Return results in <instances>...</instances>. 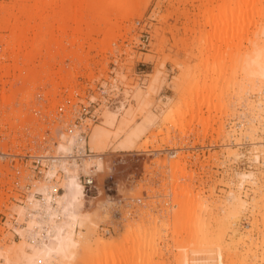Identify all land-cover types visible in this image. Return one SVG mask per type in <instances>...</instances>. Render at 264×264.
Returning <instances> with one entry per match:
<instances>
[{
  "label": "rangeland",
  "instance_id": "374dc122",
  "mask_svg": "<svg viewBox=\"0 0 264 264\" xmlns=\"http://www.w3.org/2000/svg\"><path fill=\"white\" fill-rule=\"evenodd\" d=\"M36 1L0 0V249L21 241L13 231L21 225L16 223V207L25 205L36 182L46 178L31 176L25 157L57 154L63 136L80 133L79 127L88 128V141L106 109L116 110L118 121L111 129L112 145H101L103 171L97 170L94 188L86 192L93 214L85 233L108 240L110 246L106 251L79 248L77 264H179L183 247H213V234L221 228L201 217L213 222L222 214L230 190L240 191L236 175L243 171L256 174L258 190L249 182L240 187L249 205L240 212L236 228L250 231L260 242L264 145L251 142L264 143V104L262 112L250 113L245 100L264 102V91L245 93L241 78L264 39L261 32L251 31L258 17L231 22L238 11L254 16L258 7L264 10V0H54L47 4L44 14L50 18L41 32L34 27L37 19L28 23L21 15L25 6L34 11ZM216 18L227 19L229 25L220 28L213 22ZM16 23L33 30L29 39L42 38L31 62L24 58L25 44L14 47L19 62L10 60L11 49L2 50ZM109 29L113 33L105 32ZM26 70L33 76L21 86L20 92L27 93L23 99L16 87ZM7 95L17 97L13 105H2ZM18 110L25 124L10 128L9 118L17 119L12 113ZM94 110L99 119L90 122ZM120 143L127 148H118ZM84 147L90 150L88 144ZM174 162L178 170L172 169ZM253 197L259 200L254 208ZM206 225L215 233L206 236ZM230 236L224 228V244L231 242ZM248 244L233 249L223 264H263L251 259L261 256L260 247L249 256Z\"/></svg>",
  "mask_w": 264,
  "mask_h": 264
},
{
  "label": "bare ground",
  "instance_id": "6f19581e",
  "mask_svg": "<svg viewBox=\"0 0 264 264\" xmlns=\"http://www.w3.org/2000/svg\"><path fill=\"white\" fill-rule=\"evenodd\" d=\"M51 1L52 3L54 2V0H45V1L41 0V3H39L40 0H38L39 5L36 1V7H35L36 9L32 12L31 10H29L30 9L29 7L27 8V6H25L22 10L21 15L29 18L28 23L32 21L35 22V20L37 19L39 21V24H36L34 27H36V30L41 32L42 23L47 21L50 18L49 16L45 15L44 12L47 7V4H49ZM74 4L76 5V1H74ZM257 10L258 12H256L255 13L256 15L254 16H252V13L249 12L248 10H246L245 12L238 11V13H236L237 16L234 13V17L232 18L231 25H234V23L235 25H238V24L243 23L246 19L250 20L251 18L258 17V21L255 22L254 29H252L251 31L261 32L262 37L264 39V10L262 9V7H258ZM71 17H72V20H75L76 18V16L73 14L71 15ZM236 17H238L237 20L235 19ZM60 21H58L57 24ZM213 22H218L220 24V28H222L223 26L229 25V22L225 18H219V19L216 18L213 20ZM18 24L19 23H16L15 25L11 26L12 36L11 38H9V40H6V42L4 43L5 44L4 46H6V48L5 49L2 48V50L11 49L12 54L9 57L11 58L10 60H12L13 62L14 60L19 62V59H18L19 54L14 53L13 50L15 46H21L25 44V47H27L28 52L27 54L24 55V58L25 60H27V62L28 61L31 62L32 57H34L32 56L34 55L32 52L34 51L35 48L39 46L38 44L42 41V38L41 40H39V38L38 39L35 38L36 34L34 33L35 37L29 39L28 35L31 29L29 30L25 28H20L19 27L20 24L19 25ZM58 25H59L58 29L60 30L61 28L60 26L62 25L61 24H58ZM21 26L23 27V25ZM32 29H35V28L32 27ZM31 31L33 33V30ZM107 31L110 34L113 33L112 29L106 30L105 32ZM233 31H236L237 33V32H241L242 29L240 30L233 29ZM36 33L38 34V32ZM2 71L4 74H7L6 67H2ZM65 74L68 75L69 73L65 72ZM31 76H33V71L26 70L23 73V77L21 76L19 78L20 81L22 82L21 85L18 86L20 88L16 87L19 93H21L20 89H22L21 88V86H23L22 84L23 83L26 84L27 82H29V79ZM63 77L61 76L60 78L62 82L66 80ZM242 80H243L242 90L245 91V93H247V91L249 90L248 93L250 91L251 93L257 92L256 95H258L259 91L261 92L264 91V46L259 51L258 56L255 57L253 60H251L248 63V65L245 67L244 73L241 78V81ZM67 82L68 80L65 81L66 84ZM69 85L71 87V84ZM24 88L25 87H23V89ZM74 90L75 89L73 87V90L71 91H74ZM16 93H14V95H16ZM23 93L21 94L25 96H22V95L21 96L23 97V99H26L25 97L27 93L26 94H23ZM251 93L249 94L251 95ZM249 94H245V95H249ZM14 95L13 96L11 95L3 96L2 105H5V106L7 105L9 106L11 104L13 105V103L16 101L15 99L17 98V97L15 98ZM136 96H137V101H139L142 98L141 97L142 93L138 91ZM262 98L264 100V96H262ZM249 100L250 99H248V101L245 100V102L250 107V108L248 107L249 110H251L250 113L252 111L255 113L256 111H259V113L262 112L260 107L262 106L261 104H264V102H261V99L256 104H254V101H249ZM72 102L74 103V101H71V104H73ZM259 113L257 112L256 117L259 116ZM14 115H16V118L18 119L19 123L17 122L18 123L17 124L16 123L17 119H14V117H11L9 119L10 120L12 119L11 120L12 122L9 121L10 126L9 125L8 126L10 128L12 127L14 128L15 125L16 127L23 126L25 124V121L22 120L21 110H18L17 114L12 113V116ZM118 115L119 114L118 112H116V110L106 109L103 112L100 125H97L92 130V132L89 135L88 141H85L83 138H81L79 136V132L77 131H73L74 134L73 132H71L72 134L68 133V136L62 135L63 138L61 139L59 144L56 145V149H57L56 152L58 155L59 164H55L51 166V170L46 173V178L44 179L45 181L36 182L38 184H36V186L34 187V191L29 192L30 194L27 196V202L25 205H18V206L16 205L17 206L15 210L16 215H17L16 223L19 222L21 223V225L20 226L18 225V227L14 228L13 231L15 230L19 234L21 241H19L18 244H16L15 246L11 248H6L4 246L5 248L3 247L0 249V264H74L73 262L75 258H77L76 257L77 251L79 250V248L81 249V247L82 249L84 248V249H87L88 251L91 250L93 247L94 248L97 247L98 250L100 251H106L107 249H109L110 242L108 240H104L103 238H100L98 236H93L94 233H91L89 235L86 234L88 225L91 222L90 217L93 214V212L90 213L88 211V209L91 206L92 200L87 195L83 185L80 182V175L82 173L89 174L91 172L92 166H95L96 168L95 170L101 171L102 169L103 171V166H102L103 162L100 159L101 158L100 153L103 152V150L101 149V145L103 143H106V147H110L112 145L110 141L111 133H112L111 129L116 127L117 121H118ZM184 126L185 125H182V127ZM250 128L255 129L253 126H251ZM250 135L252 136V134ZM128 142L131 143L132 140L129 138ZM3 144H6V141L3 140ZM85 144H88L90 148L89 151H92L95 154L94 155L92 154V156L90 157L83 156L81 157L80 161H77V159L73 157L72 153H74L76 150L79 153H81L79 154V156H82L83 148ZM256 144L264 145V143L261 142L260 140L251 142L252 146ZM118 148L124 150L125 148H127V146L124 143H120V145H118ZM263 155H264V152H263ZM237 157L238 155H235V158ZM254 160H257V156H255ZM171 167L172 169H177V170L179 169L178 164L175 162L173 163V166ZM98 171L96 173H98ZM190 175L188 176V178L190 179L191 177V179H193L192 176ZM236 176H238V178L236 179H239V182L237 181V183H239L238 189L241 192H242V188L240 187L241 186L243 187L244 182L245 183L249 182L257 189L258 179H257L256 174L253 171L239 172L238 175ZM249 183H246V184H249ZM231 187L232 185L229 188ZM240 191L235 193V191L231 192L230 190L226 198L227 199L226 204L224 205V208L221 209L222 214L219 215L218 218L214 219L213 222L212 221L210 222L206 218L201 217L205 224L214 223L215 226H220L221 229L215 233L214 231H212L213 229H211L209 225L208 226L206 225L207 227H209L207 229L208 232L206 236H210V234L215 233L213 234L216 236L215 245L213 247L207 246L208 249L203 250V251L183 247L181 250V254H180L179 264H223L224 259H227L228 257L233 255V251L235 250V248H238V246H244L245 243L247 242L249 243L247 246L248 248L246 250L247 254L249 256L252 255L253 248L257 249L259 246L260 247L259 249H261L262 252L260 253L261 256H258V255L257 256L260 257V259L256 255H252L251 259H253V261H261L264 264V235L261 237L262 238L261 241L258 242L259 240L254 241L253 236H251L250 234V231L247 233H240L241 231H239V229L236 228L237 227L236 225H238L236 223H237L238 217H240L239 216L240 212H242L243 209L245 210V207L248 204L246 200H244L241 197ZM256 200L257 199H255V197L251 199L252 204H254V205L251 204L252 208H254L253 206H256L255 204H258L259 200L258 201ZM248 227L250 226L248 225ZM224 228L226 230H229L232 235L230 236L231 242L229 244H224V237H223ZM256 228L258 227L256 226ZM92 236L95 237L93 241L91 239ZM206 236H205V239L207 241L208 237ZM87 242H91V243L84 244ZM206 243L208 245L211 244L209 242H206ZM85 245L90 246L91 248L86 247ZM10 252L11 253L14 252L13 253V255L15 254L14 259L11 258L12 256ZM253 253H257V252L253 251ZM78 261H79V258L75 260L76 264L79 263ZM119 264H121V262H119Z\"/></svg>",
  "mask_w": 264,
  "mask_h": 264
},
{
  "label": "built area",
  "instance_id": "2783aa9c",
  "mask_svg": "<svg viewBox=\"0 0 264 264\" xmlns=\"http://www.w3.org/2000/svg\"><path fill=\"white\" fill-rule=\"evenodd\" d=\"M87 119L90 122H96L99 119L98 111L95 112V110H94L90 114V117ZM74 127L78 128L77 126H74ZM71 128L72 127L70 126L69 129H71ZM79 129H80L79 136L85 140L88 128L84 129L83 131H82L81 127H79ZM69 132H71V131L69 130ZM87 152H86V147H84L82 156H79V154H81V153H79L76 150L72 154H73V157H75L77 159V161H80L81 157H83V156L84 157L92 156L90 151H87ZM45 153H47V152H45ZM170 153H173V152H170ZM25 159H26V161L30 162L29 168H30V171L32 173L30 175L31 176L33 175L34 178L37 177L41 180H43V178H45V174L51 170L52 165L59 164L57 154H55V155L50 154V153H47V154H29L25 157ZM95 169H96L95 167H91V172L89 174L80 175V182L83 185L86 192H88L89 190L94 188V182H95L94 178H95V174L97 171Z\"/></svg>",
  "mask_w": 264,
  "mask_h": 264
}]
</instances>
